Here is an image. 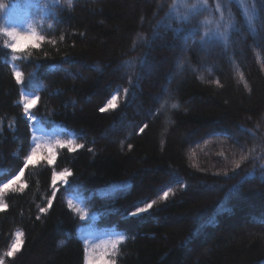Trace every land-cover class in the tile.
Instances as JSON below:
<instances>
[{
    "label": "trees",
    "instance_id": "16d2710c",
    "mask_svg": "<svg viewBox=\"0 0 264 264\" xmlns=\"http://www.w3.org/2000/svg\"><path fill=\"white\" fill-rule=\"evenodd\" d=\"M0 4L2 264H264V0Z\"/></svg>",
    "mask_w": 264,
    "mask_h": 264
},
{
    "label": "snow or ice",
    "instance_id": "6c2138e0",
    "mask_svg": "<svg viewBox=\"0 0 264 264\" xmlns=\"http://www.w3.org/2000/svg\"><path fill=\"white\" fill-rule=\"evenodd\" d=\"M3 7H4V5L3 4H0V8H3ZM4 32H5V34H6L7 37H10L11 38V41L9 43H7V47L10 50L11 53H16V52H18L20 50V44H21V40L22 39H26V38L34 37L35 36L34 33L21 32V31L16 30L15 28H12L11 30L4 29ZM35 38L36 39H42V37H35ZM21 75L22 74L20 72H16L15 73V77H16L17 81H20ZM38 99H39V97L33 96L32 99H29V100H27L25 102V104H24V112L26 114L29 112V110L32 107V105H34L37 102ZM113 99H115V97ZM103 110L104 109H101V111H103ZM31 119L32 120H35L36 117L33 115V116H31ZM141 131H143V129H141ZM36 151H39V148L38 147L33 150V155L35 154ZM49 163H52L51 159L49 160ZM20 175H23V172L22 171L20 172ZM16 179H19V176H17ZM54 180H55V177H54ZM7 186L8 185L5 184V187H7ZM164 195L167 196V192H165ZM50 206L51 205H49V207ZM147 208L148 209L152 208V204H147ZM145 211H146V208H137L136 212H133L130 215L136 216V215H139L140 213H143ZM15 252H16V246H13L12 250L9 251L7 253V255L8 256H13ZM0 264H2V262H0Z\"/></svg>",
    "mask_w": 264,
    "mask_h": 264
},
{
    "label": "rangeland",
    "instance_id": "374dc122",
    "mask_svg": "<svg viewBox=\"0 0 264 264\" xmlns=\"http://www.w3.org/2000/svg\"><path fill=\"white\" fill-rule=\"evenodd\" d=\"M137 39H141V37L140 36H138L137 37ZM174 47H172V48H170L171 50L173 49ZM96 65V64H95ZM154 66H153V68H152V72H151V76H154L155 75V73H157V71L159 70V68H158V66L157 65H155V62H154V64H153ZM162 65V64H161ZM80 67H81V74H82V77H84L85 76V74H86V72H87V70H86V67H85V64L84 63H81L80 65H79ZM130 66H132L131 64H128V67H130ZM170 76L171 77H177V76H179V78H183L184 77V74L181 72V73H178V72H176L175 71V73H172V74H170ZM177 79V78H176ZM173 83H174V81H172L171 82V86L173 85ZM171 92L170 91H167L166 90V94H170ZM27 100H29L28 98H26V97H24V98H22V100H21V103H22V105L24 106V104H25V102L27 101ZM140 103V102H139ZM141 104V103H140ZM140 104H138L139 105V109H141L142 111H140V112H142L143 114H145V112L146 113H148V111L146 110L145 111V108L142 106V105H140ZM138 109V110H139ZM139 112V111H138ZM27 115H29V116H31L32 115V113H31V110H29V112L27 113ZM165 118V117H164ZM162 120V119H161ZM164 121H166L167 122V119L165 118V119H163ZM162 120V121H163ZM124 123H126V121L125 120H123V121H121L120 122V124H124ZM127 124V123H126ZM129 125V124H128ZM174 126V125H173ZM110 137H111V139H109V135L107 134V137H105L104 139L105 140H110L111 142H114V139H113V137H114V134H112V135H110ZM39 158V156H36V159H38ZM200 184V186L201 187H199V188H194V190H202L203 188H206V187H208L209 185L206 183V182H200L199 183ZM213 186V184H211V187ZM193 189L191 190V191H194ZM191 216V215H190ZM178 219V218H177ZM254 219V218H253ZM255 220V219H254ZM256 229V228H255ZM252 234L254 233L252 230L250 231Z\"/></svg>",
    "mask_w": 264,
    "mask_h": 264
},
{
    "label": "bare ground",
    "instance_id": "6f19581e",
    "mask_svg": "<svg viewBox=\"0 0 264 264\" xmlns=\"http://www.w3.org/2000/svg\"><path fill=\"white\" fill-rule=\"evenodd\" d=\"M163 42H165L164 40H156L155 42H154V44H158V43H163ZM153 53V55H151V57H152V60L155 62V65H157L158 66V68H160L161 67V59L156 55V54H154L155 53V49L153 50V49H151V54ZM232 198V197H231Z\"/></svg>",
    "mask_w": 264,
    "mask_h": 264
}]
</instances>
